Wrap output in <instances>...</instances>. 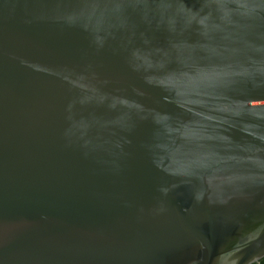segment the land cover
Wrapping results in <instances>:
<instances>
[{
  "label": "water",
  "instance_id": "1",
  "mask_svg": "<svg viewBox=\"0 0 264 264\" xmlns=\"http://www.w3.org/2000/svg\"><path fill=\"white\" fill-rule=\"evenodd\" d=\"M264 257V0H0V264Z\"/></svg>",
  "mask_w": 264,
  "mask_h": 264
},
{
  "label": "trees",
  "instance_id": "2",
  "mask_svg": "<svg viewBox=\"0 0 264 264\" xmlns=\"http://www.w3.org/2000/svg\"><path fill=\"white\" fill-rule=\"evenodd\" d=\"M254 264H264V257L262 259H260L259 262L254 263Z\"/></svg>",
  "mask_w": 264,
  "mask_h": 264
}]
</instances>
